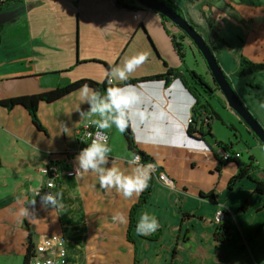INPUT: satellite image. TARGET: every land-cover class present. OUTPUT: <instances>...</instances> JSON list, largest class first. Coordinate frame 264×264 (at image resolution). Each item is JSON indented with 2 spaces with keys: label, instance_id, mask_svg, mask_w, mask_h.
Returning <instances> with one entry per match:
<instances>
[{
  "label": "crops",
  "instance_id": "crops-1",
  "mask_svg": "<svg viewBox=\"0 0 264 264\" xmlns=\"http://www.w3.org/2000/svg\"><path fill=\"white\" fill-rule=\"evenodd\" d=\"M258 2L264 4V0ZM0 25V100L38 95L82 79L102 82L106 70L123 67L130 58L146 54L144 63L127 79L144 80L129 85L139 97L129 108V128L135 148L157 167L151 194L137 210L134 224L136 227L140 215L148 211L160 225L156 232L144 236L134 227L128 241L129 211L141 193L125 199L114 189H101L93 173L66 175L75 167L74 158L79 153L77 131L89 119H96L87 115L80 88L53 102L38 104L37 118L43 132L32 124L22 106L11 110L0 107V264L15 255L23 260L28 230L33 243L45 235L62 236L66 264H182L177 260L182 255L186 264H191L192 256L199 264H214L210 250L222 245L213 240L220 212L229 227L228 239L234 233L235 218L245 231L251 226L258 231L264 228V198L254 193V185L246 179L228 188L238 167L233 160L222 161L224 151L216 141L231 143V151L240 154L241 162L246 161L244 154L252 157V165L258 169L253 175L263 182L264 148L228 109L204 61L187 39L178 40L182 47L178 57L169 36L180 34L168 27L167 35L159 16L148 10H116L108 0H10L0 11ZM240 43V56L264 62L263 32L241 38ZM169 69L172 73L166 74ZM191 71L210 88L206 93L195 86L198 102L208 105V113L220 117L211 123L213 138L187 131L195 100L180 77L188 79ZM222 71L264 130V108L260 107L264 103V77L255 81L247 76L239 83L232 80L234 72L229 74V68ZM160 75L163 78L150 79ZM124 82L112 83L122 86ZM138 111L145 112L147 119L141 121L135 115ZM201 113L206 115L205 110ZM216 123L231 136L220 138ZM104 131L109 135L111 166L130 170L126 161L133 153L123 133L115 127ZM46 169L60 172L56 192L62 193L65 207L59 212L41 208L36 196V191L44 194ZM161 174L172 181V187L164 185ZM210 193L213 198L202 197ZM33 199L37 201L34 216L29 205ZM245 201L246 210L239 211ZM26 208L30 214L21 215ZM118 214L127 222L116 219ZM155 234L156 240L148 238ZM184 249L187 251L182 254Z\"/></svg>",
  "mask_w": 264,
  "mask_h": 264
},
{
  "label": "clouds",
  "instance_id": "clouds-1",
  "mask_svg": "<svg viewBox=\"0 0 264 264\" xmlns=\"http://www.w3.org/2000/svg\"><path fill=\"white\" fill-rule=\"evenodd\" d=\"M146 59V54L140 53L125 61L123 67L114 66L106 70L104 75L107 83L112 84L113 80L126 81L129 74L135 71ZM79 93L81 102L87 105V115L96 117V119H89V125L94 126L98 131L94 135L92 133L87 134L91 138L90 143L75 156V170H79L81 173L95 174L101 189H114L125 199L132 197L133 194L138 197L140 193L148 189L157 164L140 163L141 157L133 154L126 161L130 170L111 166V149L107 143L108 137L103 131L112 127H115L120 133L125 131L130 120L129 108L139 100L138 95L131 90L129 85L109 87L102 94L99 89H93L87 83L80 86ZM260 107L264 108V104H261ZM83 114L82 112L81 115ZM135 115L141 121L147 119V114L143 111H138ZM159 179L163 181L165 186L172 187V181L163 174ZM36 196H39V203L43 209L59 212L65 207L60 191L45 192L43 195L36 191ZM36 203V199L29 201V205L34 210L31 213L33 216L35 215ZM20 214L28 216L30 212L26 208L22 209ZM116 219L121 223L127 222L120 214L117 215ZM159 227L156 217L145 211L140 215L135 231L138 235L144 236L156 232ZM47 264H53L52 260H48Z\"/></svg>",
  "mask_w": 264,
  "mask_h": 264
},
{
  "label": "trees",
  "instance_id": "trees-1",
  "mask_svg": "<svg viewBox=\"0 0 264 264\" xmlns=\"http://www.w3.org/2000/svg\"><path fill=\"white\" fill-rule=\"evenodd\" d=\"M9 1L10 0H0V11H1L2 7L4 6V4H6ZM108 1L112 5V7L116 10H122V11L123 10L124 11L147 10L145 7L139 5L134 0H108ZM158 1L162 2L168 8L172 9L173 11L177 12L178 14L183 15L181 8L178 7V5L176 4V2L174 0H158ZM181 1H183L184 3H187V4H194L195 2H197L199 0H181ZM152 13H154V12H152ZM154 14H156V13H154ZM156 15L161 18L162 26H163L165 32L167 33V35H169V33H170V30L168 29V27L171 29L178 30L166 18H164L158 14H156ZM204 21H205L206 26L208 27V31H209V33L211 35V39H212L211 45L209 43L207 45L212 50L213 54L217 55L219 53L220 46L228 47V44L221 36H219L217 34L216 31L213 30V28L206 21V19ZM189 22L191 24H193L191 21H189ZM0 31H1V25H0ZM169 37H170V40L172 42V45L174 47L176 54L178 55V57L181 58L182 47H181L180 43L178 42V40H182V38H187V37L184 34H181L179 37H176L174 35H170ZM257 71H264V62L263 63H253V62H250L249 60H247L246 58H244L243 56H241L239 59V66H238V69L236 70V72L234 73V77L246 78L250 74H253ZM170 73H172V71L169 69L168 73H166V74H170ZM160 78H163V76L162 75L154 76V77H151L150 79L151 80H153V79L157 80ZM180 80H181L184 88L186 89V91L195 100V105L193 107V114H192V123L189 125V128L187 130L188 134L191 135V134L197 133V134H200L202 137L209 136V137L213 138V136L211 134V123L214 121H219L220 117L215 112H209L208 113L206 111L208 109L207 104H201L200 105V103L198 102L199 91L195 88V86H199L206 93L210 92V88L204 82L203 78L193 71L189 72L188 79L180 77ZM226 80L230 84V81H229L227 76H226ZM141 81H144V80H127L122 84V86L133 85V84L141 82ZM85 83H87L93 89H99L102 94H103V91L109 87H122L120 85H113V83L109 84V83H107V80L102 81V82H96V81L89 80V79H82V80L76 81L74 83L65 85V86H58L51 91L41 93L38 95L22 96V97H17V98L0 100V107L4 108L6 110H11L15 106H22L27 111L32 124L39 131L43 132L44 129L41 126V124L37 118L38 104L40 102H45V103L53 102V101L65 96V95L69 94L70 92H73V91L79 89L80 86L82 84H85ZM214 86H215V89L217 90L218 89L217 86L216 85H214ZM255 87H258V85H255ZM202 110H205V112H206V115L204 117L201 113ZM205 120H208V122L206 123ZM246 129H248V128H246ZM123 135H124V138L126 140L128 149L133 154L139 155L141 157L140 163H153L152 159H150L143 152L138 151L135 148L134 136H133L132 131L129 128V125H128V127H126L125 131L123 132ZM255 139H256V137H255ZM216 144L224 152H229L231 154H234V152L231 151V149H232L231 143L225 144L223 142L216 141ZM259 144H261V143L259 142ZM232 160L236 163L238 169H237V174L230 179V181L228 183V188L231 189L234 186V184H236L238 181H240L242 179H246L254 185V193H256V194H258L264 198V182L259 180L255 175H253V172L258 170V169L256 168V166L252 165L254 163L252 157H248L245 162H241L239 159L233 158V159H229L227 161H224V163L230 162ZM153 180H154V177L152 175V179L149 182L148 189H146L144 192H142L140 194L137 202L134 205H132V207L130 208L129 216H128L129 225H128V230H127L128 241H131V238L129 237V235H130L131 230L135 227L134 222H135L136 212L146 203L148 197L150 196L151 191H152ZM202 197H204V198L212 197L213 198V195L210 193L208 195H202ZM246 207H247V202L245 201L240 206L239 211H245ZM263 207H264V203H263ZM228 230H229V227L227 226V224L217 223L215 230L213 232V240L218 244H223L224 242H226L228 240ZM148 238L152 239V240H156L157 234L148 236ZM25 244H26V248H25V254L23 256L22 264H27V262L29 261L31 256H33V253H32V248H33L32 234L29 230L27 231V237H26Z\"/></svg>",
  "mask_w": 264,
  "mask_h": 264
},
{
  "label": "rangeland",
  "instance_id": "rangeland-1",
  "mask_svg": "<svg viewBox=\"0 0 264 264\" xmlns=\"http://www.w3.org/2000/svg\"><path fill=\"white\" fill-rule=\"evenodd\" d=\"M174 1L178 7L183 10L184 16L189 18L193 24L197 26L199 32L202 34L205 33L207 27L204 20L206 19L213 30L227 42L228 47L220 46L219 53L215 55V58L222 70L224 68L227 71L229 68V74L235 73L239 66V59L242 54V51H240V39L248 35L258 34L259 32L264 33V4L259 3L258 0H199L194 4H187L181 0ZM1 17L4 22L7 20L4 13ZM74 18L76 19V15ZM75 22L74 20V25L76 26ZM262 46L264 47V44ZM262 51L264 53V50ZM1 55L2 53L0 50V58ZM247 60L258 63L250 59ZM234 73L232 74V80L244 83L242 81L243 78L234 77ZM250 76H252L251 78L253 80L257 81L259 77H264V71H257L250 74L248 77ZM228 79L230 80V77H228ZM234 92L237 94L235 90ZM215 132L220 138L225 139L227 135L231 136L228 130L220 126L219 123L215 124ZM249 133L251 132L249 131ZM247 157L248 156L244 154L243 159L246 160ZM250 218H253V215L250 216ZM232 230H234V233L229 235V239L226 243L214 245L210 250L211 263L264 264V228L258 231L251 226L249 230L247 229L245 231L240 219L238 220L235 218L232 222ZM244 238L248 239L247 242ZM185 251H187V249H184L182 254ZM194 258L195 257L192 256L191 264H199L198 260L196 259L195 261ZM177 260L180 262L182 261V264H186L183 255L178 257ZM21 261V255H15L11 257L10 260L7 258L5 264H21Z\"/></svg>",
  "mask_w": 264,
  "mask_h": 264
},
{
  "label": "water",
  "instance_id": "water-1",
  "mask_svg": "<svg viewBox=\"0 0 264 264\" xmlns=\"http://www.w3.org/2000/svg\"><path fill=\"white\" fill-rule=\"evenodd\" d=\"M139 5L145 7L148 11L154 12L166 18L173 26L182 31L185 36L191 41L200 57L204 61L212 81L217 86L219 92L222 94L228 109L233 111L244 125L249 129L254 137L261 143L264 148V130L252 117L248 110L244 107L240 99L235 94L232 86L227 82L226 75L219 66L215 55L206 44L204 39L190 26L187 21L178 13L168 8L158 0H134ZM193 135L198 136L194 133Z\"/></svg>",
  "mask_w": 264,
  "mask_h": 264
},
{
  "label": "built area",
  "instance_id": "built-area-1",
  "mask_svg": "<svg viewBox=\"0 0 264 264\" xmlns=\"http://www.w3.org/2000/svg\"><path fill=\"white\" fill-rule=\"evenodd\" d=\"M192 123V119L188 120V124ZM98 131L94 126H90L89 123L84 124L77 131L76 138L79 144V151L90 143V137L87 135L88 133H94ZM104 131V130H103ZM105 132V131H104ZM107 135V143H109V135ZM239 159L240 154L234 153L231 154L229 152H224L221 159L222 161H227L229 159ZM45 172L48 174L47 179L44 185V193L50 192L55 193L58 189V181L60 179V172H56L54 170ZM79 170H75V167H71L69 171L66 172V175L76 177L79 175ZM51 185V187H50ZM225 219V214L220 212L216 218V223H223ZM33 256L29 259L27 264H47L48 260H52L53 264H66V247H65V239L60 235H45L42 236L37 243H33L32 248Z\"/></svg>",
  "mask_w": 264,
  "mask_h": 264
},
{
  "label": "flooded vegetation",
  "instance_id": "flooded-vegetation-1",
  "mask_svg": "<svg viewBox=\"0 0 264 264\" xmlns=\"http://www.w3.org/2000/svg\"><path fill=\"white\" fill-rule=\"evenodd\" d=\"M182 10V9H181ZM182 12H183V10H182ZM177 13V12H176ZM180 16H182L186 21H187V23L190 25V26H192V28L204 39V41L206 42V44H210L211 45V41H212V39H211V35H210V33H209V31H208V27L206 28V31H205V33H201V32H199L198 31V29H197V26L196 25H194V24H191L189 21H191L189 18H186V16H184V12H183V15H181V14H179ZM192 22V21H191ZM193 23V22H192ZM204 23H205V21H204ZM206 25V24H205ZM175 27V26H174ZM178 29V28H177ZM179 30V29H178ZM178 30H176V32L178 33V34H184L182 31H178ZM185 35V34H184ZM184 39H187L189 42H190V44L194 47V45L191 43V41L188 39V38H184ZM195 48V47H194ZM196 50V49H195ZM197 51V50H196ZM198 53V52H197ZM199 54V53H198Z\"/></svg>",
  "mask_w": 264,
  "mask_h": 264
}]
</instances>
